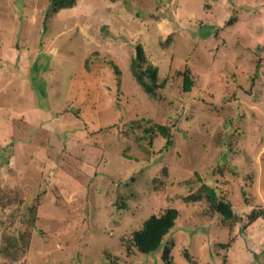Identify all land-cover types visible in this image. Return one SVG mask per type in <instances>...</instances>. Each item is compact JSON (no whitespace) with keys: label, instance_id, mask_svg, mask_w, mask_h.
Masks as SVG:
<instances>
[{"label":"rangeland","instance_id":"374dc122","mask_svg":"<svg viewBox=\"0 0 264 264\" xmlns=\"http://www.w3.org/2000/svg\"><path fill=\"white\" fill-rule=\"evenodd\" d=\"M49 3L0 0V264H166L132 238L170 208L173 264H264V0Z\"/></svg>","mask_w":264,"mask_h":264},{"label":"trees","instance_id":"16d2710c","mask_svg":"<svg viewBox=\"0 0 264 264\" xmlns=\"http://www.w3.org/2000/svg\"><path fill=\"white\" fill-rule=\"evenodd\" d=\"M51 12L58 13L61 10L73 8L76 5V0H49ZM136 57L132 62L133 76L138 84L143 88L144 92L151 97H156L159 89H163L165 83H159V69L153 65H147L148 59L144 48L141 45L137 46ZM114 67L117 76L121 75V71L116 64L110 62ZM184 75V90L190 92L192 90L193 81L187 73ZM73 112H75L73 110ZM76 113V112H75ZM148 121V120H147ZM159 133L163 138L167 139V147H172L174 141L171 131L168 126L154 123L151 128L146 129L147 134ZM226 155V152L225 154ZM198 176V175H197ZM198 180L202 181L200 177ZM209 187L202 182V189L207 196V200L213 209L215 216H219L223 222H227L228 226L237 222L239 217L235 214L233 206L226 199L220 196L218 191ZM203 199L201 192L190 194L187 201L200 202ZM261 216H264V210H254L249 215V225L253 224ZM181 217L180 211L175 208L167 209L162 215H152L148 218L142 228L133 233V242L137 250L146 255L156 254L163 248L162 259L166 264L172 263V241L165 242V238L176 228L177 221ZM232 241H230L231 243ZM228 243V246H230ZM186 256H189L188 254ZM223 264H228L227 257L224 258Z\"/></svg>","mask_w":264,"mask_h":264}]
</instances>
